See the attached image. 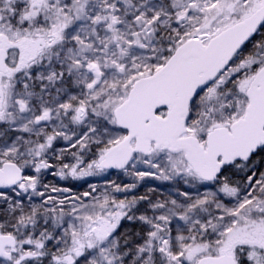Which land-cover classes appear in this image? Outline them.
<instances>
[{
    "label": "snow or ice",
    "instance_id": "6c2138e0",
    "mask_svg": "<svg viewBox=\"0 0 264 264\" xmlns=\"http://www.w3.org/2000/svg\"><path fill=\"white\" fill-rule=\"evenodd\" d=\"M0 264H264V0H0Z\"/></svg>",
    "mask_w": 264,
    "mask_h": 264
}]
</instances>
